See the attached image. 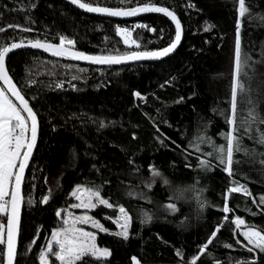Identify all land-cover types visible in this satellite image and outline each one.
<instances>
[{
    "label": "trees",
    "instance_id": "16d2710c",
    "mask_svg": "<svg viewBox=\"0 0 264 264\" xmlns=\"http://www.w3.org/2000/svg\"><path fill=\"white\" fill-rule=\"evenodd\" d=\"M82 1L106 7H135L140 2ZM245 4L249 11L241 17L239 0H159V5L175 11L184 32L178 50L161 61L94 67L34 50H20L8 57L7 69L40 123L24 183L17 264H39L41 247L52 231L62 226L56 212L75 203L71 193L77 185L103 186L102 196L114 204L112 209L98 205L92 211L108 229L97 231V245L111 252L102 264H135L133 257L141 264H190L219 224L225 226L197 264H236L253 255H258V264H264V254H249L237 244V240L246 242L233 223L240 216L246 225L264 227V212L253 203V198L258 203L264 195V145L257 142L255 130L253 139L241 130L242 151L234 154L239 163H234L232 176L211 158L213 167L200 169L198 154L188 148L200 134L217 145L225 143L238 23L242 53L250 57V68L244 69L247 77H240L245 92H238L237 121L247 115L249 99L264 118V0H245ZM10 24L34 31L8 28L0 32V43L37 38L55 43L59 35H66L75 41L76 49L92 55L156 50L175 36L173 23L159 14L131 20L92 16L63 0H0V28ZM117 26L131 30L139 47L125 45ZM121 97L132 105L126 117L117 120L114 114ZM101 122L106 127H100ZM259 127L264 131V124ZM202 150L206 153L211 147L205 145ZM149 165L170 185L156 178L153 186L147 187L152 182ZM240 185L247 186L252 197L230 194L232 211L224 213L227 189ZM182 190L186 191L176 200ZM129 192L142 196H129ZM45 195H50L47 204L42 203ZM169 203H175L178 210L166 209ZM120 205L132 217L127 240L114 235ZM145 212L152 215L151 222L142 223ZM0 223L6 225L2 213ZM4 247L0 245V249ZM86 259L87 264H101L95 258Z\"/></svg>",
    "mask_w": 264,
    "mask_h": 264
},
{
    "label": "snow or ice",
    "instance_id": "6c2138e0",
    "mask_svg": "<svg viewBox=\"0 0 264 264\" xmlns=\"http://www.w3.org/2000/svg\"><path fill=\"white\" fill-rule=\"evenodd\" d=\"M122 3L131 4V0H121ZM72 5H77L80 9H84L90 13H101L111 17H132L139 13H162L169 17L175 24V36L169 41L167 46L156 50L145 51H131L123 55H92L82 51L72 50L75 41L68 38L66 35L58 36V43H53L48 39H21L19 42H12L10 44L0 43V213L6 217V225L0 223V245L5 246L0 249V264H17V237L20 231V216L21 205L23 203L22 182L25 174V169L32 157L33 149L37 142L38 120L37 114L30 106L29 100L22 94V90L13 82V78L9 75L6 67V57L14 49L22 47H31L35 49H43L45 52H50L56 57H70L75 60L90 61L96 64H121L127 61H136L142 59H160L167 57L173 53L181 42L182 38V24L177 17L175 11L170 10L169 7L159 6L157 3H144L142 0L137 3V6H120V7H106L99 6L94 3H85L82 0H70ZM35 7V5H32ZM245 0H239V15L244 17L248 12ZM29 23L32 21L29 19ZM137 27H147L146 25H137ZM8 28H20L19 25H8L7 28H0V32L7 31ZM206 28L205 30H210ZM22 32L34 31L31 27L20 28ZM153 32L156 29H151ZM118 35L123 38L125 45H137L133 40L132 34L127 28L117 26ZM139 47V45H137ZM250 57L242 53L240 25L237 24L236 38H235V55H234V69L235 76L231 85L230 109L231 115L226 116V122L230 126L229 130L223 134L225 143L215 144V142L204 134L198 135L194 141L189 142L188 148L194 150L198 154V167L205 171L213 167L211 159L218 161V165L223 166V171L229 176L233 175L234 154L242 151V135H248L253 139V130L258 135L257 142L264 145V131H261L259 125L264 124V118H261L256 111V106L251 99L248 100L251 107L248 109L247 115L237 121L238 108V92L244 93V83L240 79L241 76L247 77V71L244 69L250 68ZM76 79V77H73ZM58 87L62 85H57ZM136 97H141L140 92H135ZM223 114V113H222ZM100 127H106L101 122ZM159 130V129H158ZM30 133V135H29ZM135 139V134H133ZM167 138V137H166ZM161 144L164 140L156 137ZM170 139V138H167ZM172 143H175L174 141ZM210 146L211 151L203 152L202 146ZM247 154V149H244ZM211 158V159H210ZM264 164V160H261ZM190 167V165H187ZM150 176L152 182L146 186L151 188L155 183L156 178H160L164 185H170V181L163 176L153 165H149ZM103 186H88L84 187L77 185L75 190L71 193L72 196L79 201L73 204L72 208L85 209L83 215L73 217L69 213V218L63 219L62 226L56 228L51 233V239L47 241L46 245L41 247L38 253L39 264H87L88 257L95 258L97 261H102L111 256V252L107 247L101 248L97 245V235L95 232L86 231L80 225L91 224L93 228L99 229L102 232H108L99 220L93 216L88 215L87 211L96 209L98 205L106 206L109 209L114 208V204L109 202L102 196ZM183 191L175 199L179 200L183 196ZM201 191H203L201 189ZM232 193H243L245 197H252V193L247 186H232L227 189L225 195V203L223 205V212L229 213L232 209L228 204V196ZM129 196L141 195L133 192L128 193ZM50 195H45L42 198V203L47 204ZM253 203L256 204L261 212H264V195L259 196V202L253 198ZM172 212H176L177 206L175 203H169L165 206ZM200 208H204V203L200 204ZM119 216L115 219V224L120 229L114 235L122 237L125 240L129 238V228L132 217L126 208L122 205L118 207ZM62 211H57L56 215L61 216ZM145 219L142 223L151 222L152 215L144 213ZM108 219H111L109 217ZM228 221V216L224 217ZM233 223L236 229H241L239 235L243 237L244 242L237 240V244L247 249L249 254L258 253L264 254V227L257 228L255 225H246V222L240 216H236ZM224 224H219L211 235L208 237L206 243L198 248V255L192 256L190 264H197L201 255L206 252L209 245L213 244L217 233L224 227ZM242 226L243 229H242ZM39 237L37 236V239ZM35 239L31 242L35 245ZM226 247L231 248L232 245ZM177 255L183 257V253L177 250ZM50 258H54V261ZM135 264H141L136 258H132ZM219 264V262H217ZM236 264H258V255H253L251 259L237 260Z\"/></svg>",
    "mask_w": 264,
    "mask_h": 264
},
{
    "label": "water",
    "instance_id": "95a60500",
    "mask_svg": "<svg viewBox=\"0 0 264 264\" xmlns=\"http://www.w3.org/2000/svg\"><path fill=\"white\" fill-rule=\"evenodd\" d=\"M65 1L66 3L72 5L70 3V0H63ZM83 2V1H82ZM74 6L75 8H77L78 10L82 11L83 13L85 14H88V15H92V16H106V17H111V16H108L106 14H101V13H90V12H87L86 10L84 9H80L77 5H72ZM159 6H162V5H159ZM171 10V9H170ZM149 14H159V15H162L166 18H168L170 21L171 19L167 16H165L164 14L162 13H154V12H148V13H139L138 15L136 16H132V17H112V18H116V19H122V20H131V19H135V18H138V17H141V16H145V15H149ZM177 15V14H176ZM178 17V15H177ZM179 18V17H178ZM175 27V24L173 21H171ZM182 24V23H181ZM183 26H182V38H181V42L180 44L178 45L177 49L169 54L167 57H163V58H160V59H142V60H136V61H127V62H124V63H121V64H112V65H107V64H96V63H92L90 61H84V60H75V59H72L70 57H61V58H65L71 62H74V63H78V64H83V65H88V66H94V67H123V66H128V65H132V64H136V63H144V62H155V61H161V60H164L170 56H172L179 48V46L181 45L182 43V39H183ZM54 43V42H53ZM55 43H58V42H55ZM20 50H34V51H38V52H43V53H46V54H49V55H52L50 52H45L43 49H35V48H31L30 46L29 47H22V48H19V49H14L11 53H9L8 57L17 52V51H20ZM74 51H79L78 49H76L75 47H73ZM53 56V55H52ZM8 57H6V61L5 63L7 62V59ZM7 67V65H6ZM10 75V73H9ZM11 76V75H10ZM13 82L15 83V81L13 80ZM18 87V86H17ZM23 94V93H22ZM26 98V97H25ZM31 106V104H30ZM32 107V106H31ZM34 110V109H33ZM37 120H38V132H37V142H36V145L33 149V153H32V157L35 153V150H36V147H37V144H38V140H39V133H40V123H39V119H38V116H37ZM30 135V133H29ZM32 157L30 158L29 160V164L27 166V168L25 169V174H24V178H23V182H22V188H21V191H22V195H23V203L21 205V216H20V231H19V235L17 237V255H18V249H19V245H20V238H21V227H22V219H23V212H24V183H25V179H26V176H27V172H28V169H29V166H30V163H31V160H32ZM16 261H17V258H16Z\"/></svg>",
    "mask_w": 264,
    "mask_h": 264
},
{
    "label": "rangeland",
    "instance_id": "374dc122",
    "mask_svg": "<svg viewBox=\"0 0 264 264\" xmlns=\"http://www.w3.org/2000/svg\"><path fill=\"white\" fill-rule=\"evenodd\" d=\"M121 28H124V27H121ZM129 31L131 32V30H129ZM131 34H132V32H131ZM129 45H132V44H129ZM131 105H132L131 103H128L127 101H125V98L124 97H121L119 99L117 111L114 114V118L117 119V120L124 119L126 117V112H127V110L129 109V107ZM72 197L75 200V203L74 204H76V203L79 202V201L76 200V198L74 196H72ZM93 210L94 209L87 211V214L92 216V211ZM60 211H62V214L59 217L61 218L62 221H63V219L69 218V213H71L72 216L75 217V216L83 215L86 212L85 209L72 208V207L67 208V209H63V210H60ZM118 216H119V211H118ZM115 219H114V221H115ZM77 227H83L86 231L95 232L96 235H97V231H100L99 229L93 228L91 224H87V225H80V224H78ZM130 227H131V223H130ZM242 229H243V226H242ZM119 230L120 229L118 228V231ZM129 231H130V228H129ZM240 231H241V229H240ZM50 239H51V235H50V237H49L48 240H50ZM50 259H52L54 261V258H50ZM54 264H58V262H55L54 261Z\"/></svg>",
    "mask_w": 264,
    "mask_h": 264
}]
</instances>
